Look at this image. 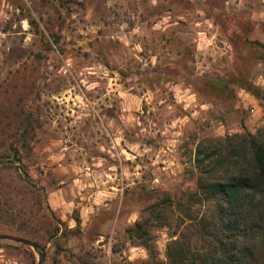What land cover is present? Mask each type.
Here are the masks:
<instances>
[{
	"label": "rangeland",
	"instance_id": "1",
	"mask_svg": "<svg viewBox=\"0 0 264 264\" xmlns=\"http://www.w3.org/2000/svg\"><path fill=\"white\" fill-rule=\"evenodd\" d=\"M243 132L264 141V0H0V233L37 243L0 264H164L211 213L197 147ZM154 214L150 251L127 229Z\"/></svg>",
	"mask_w": 264,
	"mask_h": 264
},
{
	"label": "trees",
	"instance_id": "2",
	"mask_svg": "<svg viewBox=\"0 0 264 264\" xmlns=\"http://www.w3.org/2000/svg\"><path fill=\"white\" fill-rule=\"evenodd\" d=\"M209 79L217 88L226 87L221 78ZM240 79L242 88L260 95L257 86ZM195 161L199 173L188 202L206 203L211 213L195 218L194 236L171 237L164 264H264V141L249 132L213 139L197 147ZM156 219L154 214L127 229L150 251L147 227ZM163 220L160 226L170 224L168 215Z\"/></svg>",
	"mask_w": 264,
	"mask_h": 264
},
{
	"label": "water",
	"instance_id": "3",
	"mask_svg": "<svg viewBox=\"0 0 264 264\" xmlns=\"http://www.w3.org/2000/svg\"><path fill=\"white\" fill-rule=\"evenodd\" d=\"M0 239H10V240H13V241H16V242H19V243H22L24 245H28L34 249L37 248V243L28 239V238H25V237H22V236H16V235H10V234H6V233H0ZM44 255V252H40V258H42Z\"/></svg>",
	"mask_w": 264,
	"mask_h": 264
},
{
	"label": "built area",
	"instance_id": "4",
	"mask_svg": "<svg viewBox=\"0 0 264 264\" xmlns=\"http://www.w3.org/2000/svg\"><path fill=\"white\" fill-rule=\"evenodd\" d=\"M259 79H262V78H261V77H259ZM259 79H258V80H259ZM251 110H253V108H252Z\"/></svg>",
	"mask_w": 264,
	"mask_h": 264
}]
</instances>
